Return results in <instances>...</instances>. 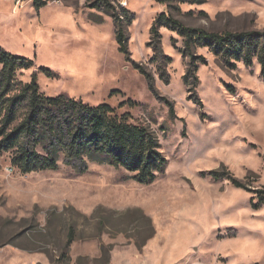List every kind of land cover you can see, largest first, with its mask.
Here are the masks:
<instances>
[{
	"label": "rangeland",
	"instance_id": "1",
	"mask_svg": "<svg viewBox=\"0 0 264 264\" xmlns=\"http://www.w3.org/2000/svg\"><path fill=\"white\" fill-rule=\"evenodd\" d=\"M92 1L0 0V47L32 60L17 79L35 74L43 96L107 104L147 127L165 171L141 185L122 168L79 172L60 156L56 170L22 174L1 152L0 264H264V206L252 207L264 189V69L194 49L205 64L185 81L183 38L160 28L159 58L150 36L160 14L207 33L264 34V0H112L128 57Z\"/></svg>",
	"mask_w": 264,
	"mask_h": 264
},
{
	"label": "trees",
	"instance_id": "2",
	"mask_svg": "<svg viewBox=\"0 0 264 264\" xmlns=\"http://www.w3.org/2000/svg\"><path fill=\"white\" fill-rule=\"evenodd\" d=\"M31 1L40 8L50 0ZM161 1L167 4L171 0ZM113 5L112 0H93L89 8L111 17L119 51L128 57L124 18ZM162 27L183 38L182 54L191 58L185 81L189 77L197 81V67L205 64L202 56L194 55V49H206L226 62L234 60L244 65H250L256 58L264 69V34L207 33L183 28L160 14L150 30L153 52L159 58L164 57L158 46L161 38L158 30ZM195 57L196 63L193 62ZM132 65L144 76L156 96L152 75L142 66L134 62ZM32 67V60L0 47V153L12 152L10 163L13 167L22 174L53 171L62 156L66 165L79 172L86 171L88 162L122 168L133 174L134 180L141 185L152 184L158 174L164 173L167 161L159 151L158 139L147 127L133 123L128 114H120L107 104L90 106L65 94L43 96L35 74L28 83L17 79L19 71ZM209 176L215 180L226 179L236 188L249 190L229 172H210ZM253 192L258 201L252 207L259 209L264 206V189Z\"/></svg>",
	"mask_w": 264,
	"mask_h": 264
}]
</instances>
